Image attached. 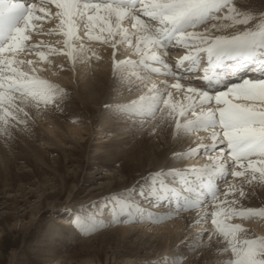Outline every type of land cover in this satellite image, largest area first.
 <instances>
[{"label":"snow or ice","instance_id":"1","mask_svg":"<svg viewBox=\"0 0 264 264\" xmlns=\"http://www.w3.org/2000/svg\"><path fill=\"white\" fill-rule=\"evenodd\" d=\"M48 21L58 23L45 32ZM34 32L61 36L63 47L31 43ZM85 38L111 46L121 86L127 81L130 91L147 89L111 109L116 118L137 122L138 128L150 125L151 131L170 121L177 136L207 132L210 143L199 138L171 159L203 155L210 163L148 171L137 181L134 196L123 188L90 201L86 215L73 213V227L89 235L118 223H161L197 211L193 223L202 222L207 237L221 245V264H264V237L242 236L245 229L230 223L264 219V203H245L256 197L254 181L264 185V3L0 0V134L10 135L25 122V108L59 107L65 96L64 89L36 75L40 69L32 67L33 60L18 57L34 53L45 61L64 55L75 64L88 51ZM118 45H126L137 59L115 60ZM172 53L179 58L169 60ZM25 63L28 71L21 70ZM241 70L256 75L243 77ZM153 76L164 79L155 83ZM173 90L183 93L182 101L173 100ZM159 264L180 261L173 257Z\"/></svg>","mask_w":264,"mask_h":264},{"label":"rangeland","instance_id":"2","mask_svg":"<svg viewBox=\"0 0 264 264\" xmlns=\"http://www.w3.org/2000/svg\"><path fill=\"white\" fill-rule=\"evenodd\" d=\"M238 2L240 4L251 3L259 7L262 3H264V0H238ZM53 36L54 35H46L42 32H39L34 34L33 38L39 40L42 38L49 41L53 39H59L58 36L55 38ZM44 43H46V41ZM95 44L96 42L87 46L88 51L85 53L87 58L85 59L80 57L75 64L69 61L64 55L49 56L47 60L41 61L43 64H41L42 72L38 71L36 75L65 90V98L63 97L59 104H63L65 101H67V99L69 100L71 95L77 98V92L82 89L83 85H85L89 78L91 79L96 72L99 73V71L104 68L102 66L104 63V57L102 56L103 54H98V56L92 55L94 50H96L95 47H93ZM33 56H37H31V60L34 61ZM20 57L18 58L20 59ZM96 57H99V59ZM24 66L29 68V66L25 63V65L20 66L21 70L26 71ZM32 67H34V64ZM112 70L114 72V68ZM137 92L138 91H134L133 94ZM131 95L132 94H128L127 96L123 95V98L120 97L116 99H125ZM135 98L136 97L131 99ZM116 99L109 100L111 102L106 101L105 104L103 103L102 105L100 103V106L98 105V110H96L92 115L87 113V116L84 114V109L78 106L79 109L78 111L76 110L74 112L75 115L72 113L73 115L71 114L66 119L61 117L62 126L60 128L55 125L54 122H50L47 116L44 115L45 113H35L32 115L30 119V126L27 129H23V131L16 124V126L11 129V134L7 138L0 139L2 146H4L5 149L11 150L10 148H13L16 141L18 144V142L22 141V138H27L31 142V149L26 148V153H24L25 155L17 154L16 156H22L23 158L25 156L28 157L29 154L32 153V149L38 150L46 154L47 163H49L45 164L44 161L39 159V162H37L39 164H36L33 167H36L39 170L41 169V174L39 173L37 176L32 178V181L29 180L24 183V185L27 186L26 193L30 200V204H24L25 202L23 200L21 203H19L22 208L20 210V214H22L24 218L15 221L13 218V211L6 207V203L9 204L11 200H8L6 203H4L6 200V194L0 193V228H5L6 233H1L0 238V264H51V259H49V257H45V254L51 253L53 249H55L54 251L60 252V254L58 253L60 261L57 264H75L71 263V260L69 259L70 256L68 254L73 252L74 249H79L82 240H92V238L95 239L99 238L100 236L103 238L109 237L110 231H113L112 228L115 229L117 226H119V224H114L110 227L102 228L92 234L82 235L73 227V224L70 223L73 213L80 212L81 215H86L87 212L91 211L87 207L90 201H99L101 197L107 196L112 192L110 191L111 187L109 188L105 186L107 185V182L111 181L109 178L111 175L115 174L118 176V178L123 177L122 173H120V169L123 168L122 158L124 157V154L121 153V151L131 148L134 145V142L139 139L143 131H145L148 127H151L150 125H146L143 128L137 127L135 128L136 132H132L123 128L131 124L129 121V123L124 124L122 119L118 118L111 119V121H109L107 118L102 119L101 115L104 113L105 116V112H108L109 115L114 114L113 111H111V109H113V107H111L112 105L114 106L125 102L128 103L131 100L126 99L124 102H115ZM67 102L70 104V101ZM67 102H65L66 106ZM108 106L110 107L106 108ZM52 108L54 107H48L44 109L47 111L53 110L55 112V116H58L59 113L56 112L58 107L55 109ZM66 125L76 126L78 132H71L69 130L64 131V127ZM112 128H116L115 131H113ZM29 131L35 135V138L30 137ZM147 137L149 136L147 135ZM45 138H47V140H45ZM181 138L184 140L180 142H189L188 136L183 135ZM96 147H98V150L95 149ZM14 149L19 150V148ZM113 151L116 154L110 155L107 160L105 159V156H100L103 152L110 153ZM116 151H118V153ZM33 157H35V155ZM184 162L185 160L175 162L171 160L169 167L174 165L184 166ZM100 163H104L106 167L99 165ZM55 166H57V170L52 168ZM31 168L32 166H29L27 162H22L20 165H15V171L18 172H22L23 169L29 170ZM37 179H48L49 181L47 184L50 182L53 183L55 179H58L59 184H61V188L59 190H52V192H50L51 189L48 190V201H50L51 204L41 207V209L37 210V214H35L36 216L32 217V208L38 204L39 199H41V197H39V193H41L40 190L44 188V184H41V182L37 181ZM14 183L17 184V195L19 196L21 194V190L19 189L21 186H19L20 181L19 183L16 181ZM123 188H129V191L132 192L133 196L135 195V192L139 190L138 188L134 189L131 184L124 185L118 189L121 190ZM6 189L10 190V188L7 186ZM20 197L21 196H19V198ZM82 205L84 206L83 208H81ZM65 209H71L72 211H65ZM61 217H64L69 224L65 226L61 225ZM8 222H10V224H14L16 229L9 230L7 228ZM244 222L245 223H236L240 224L245 229V232L241 234L242 236L255 238L258 234L264 237V232L261 231L264 230V219L254 218L244 220ZM30 223L32 224L29 225ZM122 224L124 225L126 223ZM24 225L29 226L27 229H25L26 226L24 227ZM129 225H132V223H129ZM147 228L153 230L154 227L152 224H149ZM193 228H195L194 225L188 226L186 231L192 230ZM71 229L75 231V234L71 240L65 241L68 239L66 237H69V231L71 232ZM60 230L67 231L64 241H62V238L59 240L58 232ZM202 230L206 232L204 228ZM139 234H141V232L137 231L133 234H130L127 239V245L131 243L133 246L137 245V247H139L137 252L139 256L133 255V257H131L133 258L131 260L133 261L131 264H159V262L164 259V256H162L163 259L152 260V258L153 253H155V250L158 247V241L161 239H159V237H153L150 239L146 236V239H142H145L144 241H146L147 245L146 247H142L144 245L141 243L142 239L139 240ZM195 239H199L201 242H204L206 239H208L207 232L206 234L199 236L197 231H191V233H187V235L181 238L176 244L179 245L184 242L189 243L191 240ZM108 249H118V253L120 252L119 254H121L123 250L121 247L116 248L115 244L109 246ZM12 250H16L17 252V256L15 259L13 258V260L11 259ZM144 255L145 257L146 255H150L151 257L145 258ZM161 255L162 254H156V257ZM219 255L222 254L219 253ZM43 256L46 260H44ZM176 259H178L180 263L183 262V260H181L179 257H176ZM118 260L121 261V258ZM118 260L115 261V259H109L107 262L104 260V264H123ZM129 263L130 262H128V264Z\"/></svg>","mask_w":264,"mask_h":264},{"label":"bare ground","instance_id":"3","mask_svg":"<svg viewBox=\"0 0 264 264\" xmlns=\"http://www.w3.org/2000/svg\"><path fill=\"white\" fill-rule=\"evenodd\" d=\"M125 26H128V24L126 23ZM46 30H48V28ZM112 52H113L112 49L109 46H107L106 51L102 55L104 57V63L102 64L104 68L100 70L99 73L96 72L94 76L92 75L93 77L91 79L89 78V80L85 83V85H83L82 89H80L77 92V98L71 95L69 100L67 99V101H70V104L67 101H65L67 102V106L65 105L66 103L64 101H63L64 102L63 104H59V107L57 108V111H56L59 113V115L57 114L58 116H55V112L53 110L47 111L44 108H41L40 110H37L35 108L29 110L28 108H25V111H28L29 115L27 117H24L22 114L21 119H23L25 122L21 124H17L19 128H21L22 130L27 129L30 126V119L32 115L35 113L36 114L45 113L44 115L47 116L48 120L50 122H54V124L60 128L62 126L61 117L64 119L68 118L72 113L74 114L76 110L78 111L79 109L78 106L84 109V112H85L84 114H86V116H87V113H90L92 115L95 113L96 110H98L100 103L102 105L103 103L105 104L106 101L120 98L123 95L127 96L128 94H132L130 97H126L125 99H119V100L116 99L115 101V102H118V101L124 102L126 99L137 97V94L139 95L143 91L147 90L146 88L141 86L143 88L139 91V93L137 92L133 94L135 90H131V91L128 90L127 81L124 82L125 86H121V83L115 78L114 72L112 70L113 69V59H114ZM120 52L126 53V52H131V50L128 49L126 45H124L122 48H119L118 53H116L115 60L119 61V60H125V59L130 58V57H125L123 54H120ZM172 54H175V53H172ZM41 64L42 63L38 62L35 65H37V68L40 69V71L42 72ZM131 72L132 70L130 69L128 74L130 75ZM152 81L155 83H158V81L156 80V77L153 78ZM135 83L138 84L139 82L135 81ZM173 100L182 101L183 93L182 92L181 94L173 93ZM122 104H126V102L118 104V105H122ZM118 105H114V106L112 105L111 107L115 108ZM109 107L110 106L106 108H109ZM55 108H52V109H55ZM102 115H101L102 119L107 118L109 121H111V119L116 118L115 114L109 115L108 112H105V116H104V113ZM122 121L124 122V124H127L129 122L131 123L129 126H126V127L122 126L124 129L128 131L133 132L135 131V128H137L135 127V123L137 122H131V121L128 122V120H124V119H122ZM131 128L134 130H132ZM150 128L151 127H148L145 131H143L139 139H137L134 142V145L131 148H128L125 151L123 150L121 151V153L124 154V157L122 158L123 168L120 169V173H122L123 177L118 178V176L115 174L109 177L111 181L107 182V185L105 187H109V188L111 187L110 191L112 192L120 191L118 188L124 185H127V184H131L132 186L135 185L134 189L136 188L139 189V185L137 184V181H139L140 177L144 173L151 171L153 169H159L165 166H169V163L172 160L171 157L173 153L183 152L189 146H192L193 144L191 141L192 139H190L189 145L186 142L185 143L180 142L184 140L181 138V136L183 137V135L177 136L174 134V123L170 121L161 122L155 131H151ZM112 129L113 131H115L116 128H112ZM67 130L71 132H78L77 127L73 125H66L64 127V131H67ZM29 135L30 137L35 138V135L33 133H30V131H29ZM147 135L149 137H147ZM8 136L9 135H6V134H0V139H5ZM208 136H209V133L207 136H202L199 138H204V143H210V141L207 139ZM45 140H47V138H45ZM18 144L16 141L13 148H10L11 150H8V149H5V147L2 146V144L0 143V193L6 194L5 195L6 200L4 203H6L8 200H11L9 204L6 203V207H8L11 211H13V218L15 219V221L24 218V216L20 214V210L22 208L19 203H21V201L23 200L25 202L24 204H28L30 201L26 193L27 186H25L24 183L29 180L32 181V178L37 176L41 170L33 166L36 164H39L37 163L39 162L38 161L39 159L44 161L45 164H49L47 163L46 154L38 150L32 149V153H30L28 157L25 156L23 158L22 156H16L17 154L25 155L24 153H26L25 151L26 148L31 149V142L27 138H22V141L18 142ZM14 148H19V150H16ZM95 149L98 150V147H96ZM116 152L118 153V151ZM112 154H116V153H114V151L110 153L103 152L100 156L102 157L105 156V159L107 160V158L110 157V155ZM34 155L35 157H33ZM202 156L203 155L197 158V160L200 162L196 164H194V161H193L191 163L189 162L185 166L174 165L171 167H174V168L197 167L199 163L200 164L198 167H203L206 163L201 164V161L202 159L204 160V158L206 157L205 156L202 157ZM187 161L185 160V162ZM22 162H27L29 166H32V168L29 170L23 169L22 172L15 171V165H20V163ZM99 165L106 167L104 163H100ZM52 168H55L57 170V166L52 167ZM240 179L242 178H238V182ZM15 181L17 183H19L20 181V184H19V186L21 185L19 187V189L21 190V194L19 195L21 196L20 198L17 195L18 188L16 187L17 184L14 183ZM37 181L41 182V184L43 183L44 188L42 189L40 188L41 193H39V197H41V199H39L38 204L32 208V212H31L32 217L36 216L35 214H37L36 213L37 210L41 209V207L43 206L45 207L46 205L51 204V202L48 201L49 194L47 193V191L51 189L50 192H52V190H59L61 188V184H59L58 179H55L53 183L50 182L48 184H47V182L49 181L48 179L46 180L37 179ZM140 183L142 184L143 181H140ZM6 186L9 187L10 190H7ZM253 187L255 188L256 197L255 199L246 201L245 203H246V206L259 207L261 206L262 203H264V185H261L258 181H254ZM155 210L163 211L164 209L156 208ZM196 216H197V211L192 212V213L184 212V213L174 216L172 219L165 220L161 223H152V222H147V221L132 223V225H129V223H126L124 225L122 223H118L119 226H117L115 229L112 228L113 231L112 232L110 231V234L107 232L109 234V237L103 238L99 235L100 236L99 238H95V239L92 238V240H84V241L82 240L80 248L74 249L73 252H70L71 254L70 253L68 254L70 256L69 259L71 260V263H75V264H104V260L106 262L109 259H113V260L115 259V261H117L119 258H121V261L118 260L119 262H122L123 264H128V262H130L129 264H131V262H133L131 261L133 259L131 257H133V255L139 256V254H137L139 247H137V245L133 246L131 243L127 245V239H128V236H130V234H133L138 231V232H141V234H139L140 238L138 237L139 240L142 238H145L146 236L149 237L150 239L153 237H156V238L159 237V239H161L158 241L159 242L158 247L155 250V253H153L152 260L163 259L162 256H164L163 260L165 261L169 260L168 258L170 257L172 258L179 257L181 258V260H183V262L180 264H221L222 255H219L217 251L218 248L221 247V245L215 242L216 241L215 237H212L211 239L208 238L204 242L203 241L201 242V240L199 239L198 240L195 239V240H191V242L189 243L184 242L179 245L176 244L181 238L185 237L187 233H191V231H194V230L197 231L199 236H201V233L206 234V232L202 230L204 228L202 227L204 226L202 222L199 225L193 223ZM109 218L110 217H107V216L105 217V219H109ZM233 221H239V220H232L230 221V223H232ZM60 223L63 226L69 224L68 221L64 217H61ZM31 224L32 223H30L29 225ZM149 224H152V226L154 227L153 230H150L147 228ZM29 225H24V227L26 226L25 229H27ZM192 225L194 226L196 225L197 227L193 228L192 230L186 231L187 227L192 226ZM7 228L9 230L16 229L15 225L10 224V222L7 223ZM261 231L264 232V230H261ZM66 232L67 231L65 230L64 231L60 230L58 232L59 240L61 238H62V241L65 240ZM1 233H5V228H0V238H1ZM69 234H70L69 237H66L68 239H66L65 241L71 240V238L75 234V231L71 229V232L69 231ZM257 236L263 237L262 235H258V234ZM145 239H142L141 241V243H143L144 245V246L141 245L142 247H146L147 245L146 241H144ZM112 244H115L116 248H120V247L123 248L121 254H119L120 252L118 253V249L117 250L108 249V247L111 246ZM54 250L55 249H53L52 252L49 254H45L46 255L45 257H49V259H51L52 261L51 264H57L60 261V257H58V253L60 254V252L54 251ZM178 253H183V255L179 256L177 255ZM156 254L158 255L162 254V255L159 257L158 256L156 257ZM16 256H17L16 250H12L11 259L12 260L13 258L15 259ZM45 257H44V260H46ZM146 257L150 258L151 256L146 255ZM46 263H50V262H46Z\"/></svg>","mask_w":264,"mask_h":264}]
</instances>
